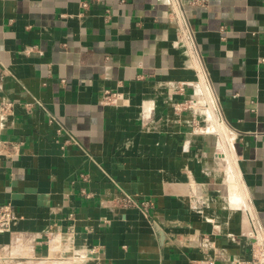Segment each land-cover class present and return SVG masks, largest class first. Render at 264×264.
Listing matches in <instances>:
<instances>
[{
    "label": "crops",
    "instance_id": "0c3cea01",
    "mask_svg": "<svg viewBox=\"0 0 264 264\" xmlns=\"http://www.w3.org/2000/svg\"><path fill=\"white\" fill-rule=\"evenodd\" d=\"M179 2L0 0L3 264L252 258L264 0Z\"/></svg>",
    "mask_w": 264,
    "mask_h": 264
},
{
    "label": "built area",
    "instance_id": "2783aa9c",
    "mask_svg": "<svg viewBox=\"0 0 264 264\" xmlns=\"http://www.w3.org/2000/svg\"><path fill=\"white\" fill-rule=\"evenodd\" d=\"M177 5H180L179 0H175ZM192 4L206 6L208 0H191ZM186 21L185 18H183ZM264 62V57L261 58ZM116 99L115 93L106 91L103 100L104 102L114 101ZM2 109L9 108V104H2ZM127 202L132 205L140 206L144 203L139 204L135 199L128 197ZM14 219L13 209L10 205L4 204L0 205V232L8 231L11 229V225ZM249 237L253 241V255L251 259L248 260H234L231 264H264V236L257 233L256 230L249 232ZM20 238L15 239V243L18 242ZM208 264H213V261H209Z\"/></svg>",
    "mask_w": 264,
    "mask_h": 264
},
{
    "label": "rangeland",
    "instance_id": "374dc122",
    "mask_svg": "<svg viewBox=\"0 0 264 264\" xmlns=\"http://www.w3.org/2000/svg\"><path fill=\"white\" fill-rule=\"evenodd\" d=\"M12 263H13V261H12ZM0 264H3V263L0 261ZM4 264H6V263L4 262ZM8 264H10V263H8Z\"/></svg>",
    "mask_w": 264,
    "mask_h": 264
},
{
    "label": "bare ground",
    "instance_id": "6f19581e",
    "mask_svg": "<svg viewBox=\"0 0 264 264\" xmlns=\"http://www.w3.org/2000/svg\"><path fill=\"white\" fill-rule=\"evenodd\" d=\"M235 196H233V198H234Z\"/></svg>",
    "mask_w": 264,
    "mask_h": 264
}]
</instances>
